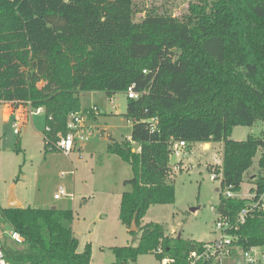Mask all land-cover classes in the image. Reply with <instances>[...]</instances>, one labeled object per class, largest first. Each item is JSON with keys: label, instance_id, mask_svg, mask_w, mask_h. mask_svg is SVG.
Masks as SVG:
<instances>
[{"label": "trees", "instance_id": "1", "mask_svg": "<svg viewBox=\"0 0 264 264\" xmlns=\"http://www.w3.org/2000/svg\"><path fill=\"white\" fill-rule=\"evenodd\" d=\"M132 0H0V102L42 106L54 133L80 111V94L145 92L127 99L129 141L109 139L107 151L131 167L119 221L136 245L112 249L111 264L138 256L190 264L202 242L172 238L158 223L141 225L147 210L170 205L175 189L171 148L183 142H222L220 190L238 193L243 175L262 150L253 193L264 194V138H230L235 127L264 121V0H189L179 19L151 11L134 22ZM145 71V73H144ZM156 118L151 129L150 119ZM251 200L224 199L218 210L232 220ZM71 210L0 205V246L8 264H90L78 252ZM15 231L16 243L4 233ZM242 248L264 245V212H252L233 233ZM197 264H211L210 262Z\"/></svg>", "mask_w": 264, "mask_h": 264}, {"label": "rangeland", "instance_id": "2", "mask_svg": "<svg viewBox=\"0 0 264 264\" xmlns=\"http://www.w3.org/2000/svg\"><path fill=\"white\" fill-rule=\"evenodd\" d=\"M132 1L134 22H140L151 11L180 19L189 4V0ZM12 103L25 108L21 101ZM126 106L125 93L110 97L102 92L81 94L79 113H88L83 130L89 133L88 140H77L68 156L44 146L43 116L18 120L15 129L13 123L17 119L5 122L0 114V205L7 207L13 200L23 207L71 210L76 222L79 221L75 226L78 252L89 243L90 264H111L115 260L112 248L136 245L118 218L120 197L130 190L124 181L132 178L131 167L107 151L109 139L130 142L131 125L124 116ZM93 107L97 109L95 114L90 113ZM1 108L0 105V111ZM250 135L264 138V121H257L252 127H235L230 138L243 141ZM221 143L211 142L209 150L204 151L205 143L194 142L189 151L183 150L182 168L171 169L167 179L175 189L174 203L149 207L141 225L158 223L168 236L183 240L207 243L214 238L217 214L210 208H217L225 190H220L221 179L214 180L211 174L217 168L221 170V165H217ZM130 146L134 152L139 150L136 143L130 142ZM261 152L257 151L252 166L244 173L236 198L250 200L253 195L255 178L261 172L258 166ZM178 159L170 155L171 163ZM61 189L66 195L72 194L74 201L65 196L54 200L53 196ZM135 264H160V261L148 254L138 256Z\"/></svg>", "mask_w": 264, "mask_h": 264}, {"label": "built area", "instance_id": "3", "mask_svg": "<svg viewBox=\"0 0 264 264\" xmlns=\"http://www.w3.org/2000/svg\"><path fill=\"white\" fill-rule=\"evenodd\" d=\"M145 73V71H144ZM145 92H139L134 89V86H129L126 89V97L130 100H138ZM26 106V112L29 118H34L38 116H43L45 118V126L43 130V143L47 148H51L55 151H59L65 156H68L75 147L76 141H87L89 133H83L85 129L84 121L88 114L71 113L67 116L65 123V131L63 133L52 131L50 122L53 121L52 116L46 113V110L42 106L33 107L29 101L23 102ZM97 109L93 107L90 113L95 114ZM151 129L153 130L156 125V118L150 119ZM13 127L16 129L18 127V122L14 121ZM87 128V127H86ZM17 133V131H14ZM185 145L183 142H177L171 148V154L178 157V161L172 170L178 171L183 166V161L181 159L184 155L183 150ZM212 179H218L222 177L221 172L211 174ZM225 192L221 194L224 199L236 198L235 193L229 188L224 189ZM67 197L70 201H74V196L72 194L66 195L61 189L57 195L53 196L54 200H59L61 197ZM245 207L236 215L232 220L228 216H224L220 213L217 208L211 207V211L217 214L214 227V238L207 242L202 243V246L198 250L191 251L188 254V261L190 264L210 262L211 264H264V245L262 246H252L249 248H242L236 244L237 237L233 234L236 232L240 226L245 223L246 217L252 212H264V194L256 197L253 195L250 198ZM9 238H11L16 243H22L23 239L15 231H6L4 233ZM0 264H8L4 259V255L0 246ZM160 264H174V260L168 257H163L160 260Z\"/></svg>", "mask_w": 264, "mask_h": 264}, {"label": "crops", "instance_id": "4", "mask_svg": "<svg viewBox=\"0 0 264 264\" xmlns=\"http://www.w3.org/2000/svg\"><path fill=\"white\" fill-rule=\"evenodd\" d=\"M89 93H98V92H89ZM12 104H13L12 102H10V103L0 102V105L2 106L1 111H0V114L3 117V121L9 122L10 120H12L14 118L17 119V122H18V120H21L22 122L26 121L28 119V117H29L28 114H27V112H26V106L23 109V108H18V107L12 106ZM38 117H40V116H38ZM38 117H34V118H38ZM210 146H211L210 143H205L203 145V150L204 151L209 150ZM222 148H223V144L221 143V159H220V162L219 163L217 162V165L218 166L221 165V163H222ZM189 150H190V147L188 148V151ZM135 152H137V151H135ZM176 162L173 164L170 161V165L173 164L172 166H174L176 164ZM172 166H171V169H172ZM120 199H121V197H120ZM11 202H17L19 204V207L25 208V207H23V205L19 201H13V200L9 201V203H11ZM1 207L2 208H7L8 206L7 207H3L1 205ZM32 208H37V207H32ZM53 209H57V208H53ZM59 210H67V209H59ZM78 224H79V221L76 222L75 217H74V221H73V223L71 225V229H72L73 236L77 239L78 244H79V239H78V236H77V232L75 231V226H77ZM123 227H125V226L123 225ZM125 231L129 233V231H128V229L126 227H125ZM166 234H167V232H166ZM86 244H89V243H86ZM77 251H78V249H77Z\"/></svg>", "mask_w": 264, "mask_h": 264}, {"label": "water", "instance_id": "5", "mask_svg": "<svg viewBox=\"0 0 264 264\" xmlns=\"http://www.w3.org/2000/svg\"><path fill=\"white\" fill-rule=\"evenodd\" d=\"M8 207H19V204L17 202H11V203H9ZM192 211H194V210H192ZM128 231L129 232H136L137 231V226H136L134 219L132 220L130 228Z\"/></svg>", "mask_w": 264, "mask_h": 264}]
</instances>
